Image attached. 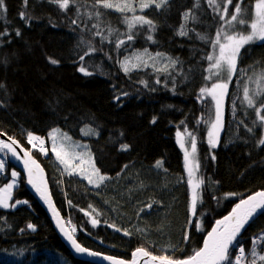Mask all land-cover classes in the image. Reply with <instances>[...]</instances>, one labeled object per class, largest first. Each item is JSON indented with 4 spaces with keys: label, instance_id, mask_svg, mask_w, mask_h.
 I'll return each instance as SVG.
<instances>
[{
    "label": "trees",
    "instance_id": "1",
    "mask_svg": "<svg viewBox=\"0 0 264 264\" xmlns=\"http://www.w3.org/2000/svg\"><path fill=\"white\" fill-rule=\"evenodd\" d=\"M92 3L76 0L64 11L49 0H28L27 5L23 0H4L7 11L0 9V33L6 34L0 35V83L6 85L7 95L0 90V100L5 102L0 107V132L14 137L43 166L55 204L81 245L123 260H130L141 247L153 255L186 258L203 247L215 221L229 214L241 199L264 191V146L258 144L264 138V127L258 121L254 123V110L242 104V85L247 77L240 79L237 75L229 84L223 129L217 147L212 148L207 133L214 119V102L210 97L198 99L200 89L213 82L205 79L209 67L205 57L212 49L196 33L214 35L219 17L206 0H201V7L194 12L197 22L189 21L187 36L177 31L182 14L194 8V0H169L164 8L153 6L137 12L156 24V43L146 39L147 25L137 26L136 39L119 50L114 44H101L100 37L93 36L94 18L85 15ZM77 8L83 21L79 26L71 22L77 17ZM100 11L106 24L120 33L128 30L121 13ZM21 12L25 13L23 19ZM82 41L98 49L84 61L79 60L86 47ZM145 48L177 61L174 68L169 67L171 75L153 67L128 74L122 71L118 59ZM49 57L59 63L51 64ZM81 63L93 74L81 73ZM254 64L256 71L264 65V42L241 50L239 67ZM248 74H252L251 69ZM157 79L161 82L156 83ZM153 118L155 123L151 122ZM53 128L88 145L96 167L110 179L94 188L86 180L64 173L50 149L48 134ZM85 128L95 129L98 135H85ZM186 130L195 134L197 142L200 169L195 178L204 181L198 189L202 196V203L197 205L201 219L190 213L191 186L184 150L177 138V132ZM28 132L47 139V155L31 148ZM185 143L187 146V137ZM122 144L130 146L127 151L121 150ZM3 157L14 168L5 152ZM157 162H161L159 167ZM19 180L14 200L28 203L14 210L0 208V264H91L71 254L27 190L21 173ZM92 218L97 225L93 226ZM125 231L129 235H124ZM261 232L264 215L238 240L246 253L250 254L252 238ZM257 249H264V243ZM231 251L233 256L237 254Z\"/></svg>",
    "mask_w": 264,
    "mask_h": 264
},
{
    "label": "snow or ice",
    "instance_id": "2",
    "mask_svg": "<svg viewBox=\"0 0 264 264\" xmlns=\"http://www.w3.org/2000/svg\"><path fill=\"white\" fill-rule=\"evenodd\" d=\"M23 2L27 5L28 0H23ZM49 2L57 4L61 10L67 11L70 5L75 4L76 0H49ZM168 2L169 0H93L91 10L86 12L85 15L89 19L94 18V22L91 25V28L95 29L92 33L93 36L100 37L101 44L104 42L114 44L115 49L119 50L122 46H126L128 42L136 39L134 30L137 26L143 27L147 25L148 34L146 39L156 43L153 35L156 31V24L146 16L138 15L137 12L143 13L145 9L153 6L156 9H161L168 5ZM206 2L213 13L219 17V21L214 35L196 33L197 37L207 43L212 49L211 54L205 57L209 62V67L206 69L208 75L205 79L213 81L210 86L206 85L200 89L198 99L203 101L210 97L211 101L214 102V119L209 123L207 136L208 144L215 148L219 141V134L223 129L225 97L228 95L229 84L232 82L233 77L237 75L240 76V79L247 77L242 85V104L254 110L256 118L254 123L258 121L259 126L264 127V65L261 66L260 71H256L255 64L249 65L247 68L239 67L241 50L245 46L258 41L264 42V0H248L247 3H245V0H235V2L234 0H206ZM229 6L232 8L231 13L229 12ZM200 7L201 0H194V8L182 14V23L177 31L178 35H188L189 29L187 25L189 21L197 22L198 16L194 12ZM0 9H3V12L7 11L4 7V0H0ZM100 9H110L121 13L128 30L120 33L117 28L106 24L104 13ZM249 10H251L250 14ZM129 13L131 14L130 16L128 15ZM20 15L22 19L25 17L24 12H21ZM0 19H3L2 12H0ZM71 22L78 26L83 22L78 8L77 17ZM84 26L87 27V25ZM4 34L6 33H0V35ZM16 35H20L18 29L16 30ZM113 36L116 37L115 40L112 39ZM82 43H85L86 47L79 55L80 61H84L86 56H90L98 50L91 42L82 41ZM48 59L53 65L59 63L57 59L51 57ZM157 61H159V66H157ZM3 62L6 63L7 61L4 60ZM117 62L125 74L142 67H153L157 72H169V67L174 68L177 63L175 59L166 56V54L162 52L152 53L147 48L143 49V51H137L133 56H126L123 60L118 59ZM249 69L252 70L251 75L248 74ZM78 70L86 76L93 74L83 63H81ZM169 75H171L170 72ZM160 82L159 79L156 80V83ZM142 83L147 87V82L142 81ZM249 85H255V87H249ZM0 90H3L7 95L5 84L0 83ZM122 95L126 96L128 93H123ZM115 99L120 100V96H116ZM3 106H5V102L0 100V107ZM232 107L233 112H235V102H233ZM151 122L155 123V118ZM248 131L251 132L253 129L248 128ZM84 134L98 135L95 129L92 128H85ZM0 135L7 134L0 133ZM48 136L52 142L51 152L54 153L59 164L63 165V171L69 175L80 174L83 179H86L89 184H93L95 187H99L106 179H110V177L101 174L99 168L96 167L95 158L88 145L73 141L67 132H62L59 128H53ZM186 137L187 146L185 143ZM177 138L181 149L184 150L185 167L189 177L188 184L191 186L190 213L192 217L201 219V215L197 211V205L198 202L202 203V196L198 189L201 188L204 181L203 178H195V173L199 172L200 169L199 160L197 159L196 137L193 132L186 130L184 133L177 132ZM8 140L10 142L0 140V152L6 151L11 153L15 159L23 161L24 169L27 171V182L35 188L40 197L49 205L53 216L56 218L57 225L60 227V231L70 241L75 251L91 257H100V253L83 247L74 238L72 232L67 231L60 223L61 217L51 201L43 169L33 158L31 152L23 150V155L21 156L20 152L17 151V147H15L19 146V142L11 136L8 137ZM27 143L40 153L48 154L49 150L45 147L46 141L44 138L28 132ZM258 144L264 146V138L259 139ZM120 147L122 151H127L130 146L122 144ZM213 159H215L214 156ZM5 163L4 159H0V173L5 172ZM160 163L157 162V167L160 166ZM11 177L12 182L0 188V208L3 209L15 208L19 204L28 203L20 200L10 203L13 189L17 186L19 173L12 171ZM94 177L95 179H93ZM148 207L151 208V204ZM258 213L264 215V191L257 192L246 199H241L228 215L215 221V226L211 228V231L207 232L203 247L194 250L192 255L186 258H178L168 254L153 255L141 247L137 248L133 253V260L130 264H138V258H147L145 264H262L264 262V249L258 250L257 246L264 243V232L252 238L253 246L250 249V254L245 252V248L237 239L245 229V226L249 225L250 221H253ZM85 215H89V213H85ZM91 223L95 226L98 221L92 218ZM189 224L191 225V221H189ZM197 227L199 230V226ZM28 228L35 230L32 224H29ZM116 230L120 231V229ZM72 231H75V228ZM124 235H129V233L125 231ZM184 239L185 241L189 239L187 231ZM230 249L237 254L233 256ZM102 259L109 261L110 264H129L123 259L107 255H104Z\"/></svg>",
    "mask_w": 264,
    "mask_h": 264
},
{
    "label": "water",
    "instance_id": "3",
    "mask_svg": "<svg viewBox=\"0 0 264 264\" xmlns=\"http://www.w3.org/2000/svg\"><path fill=\"white\" fill-rule=\"evenodd\" d=\"M2 133V132H0ZM8 137L7 135H0V140H3L5 142H10L8 140ZM19 142V141H18ZM15 146V145H14ZM17 147V151L20 152L21 156L23 155V150H27L20 142H19V146H15ZM28 151V150H27ZM5 153L9 156L10 158V162L12 164V166L17 169L25 178V185H26V188L27 190L31 193V195L37 200V202L39 203V205L43 208V210L46 212L47 216L49 217V219L51 220L52 224H53V227L54 229L56 230L58 236L61 238V240L63 241L64 245L68 248V250L71 252V254L78 260H81V261H84V262H88V263H91V264H110L109 261H106V260H103L102 257L104 256V254H101L100 257H91V256H88L86 254H80V253H77L75 251V249L72 247L70 241L66 238V236L60 231V227H58L57 225V221H56V218L53 216V213H52V210L51 208L49 207V205L47 203H45V201L40 197L39 193H37V191L35 190V188H33L28 182H27V171L24 169V166H23V161L22 160H17L15 159L14 157H12L11 153H7L5 151ZM33 156V155H32ZM33 158L37 161V163L40 165V167L43 169V172H44V179L46 180L47 182V186H48V191L51 195V201L53 203V205L55 206V208L58 210L59 214H60V217H61V221L60 223L65 227V229L67 231H71L70 228L67 226V222L66 220L64 219L63 215L61 214L60 210L58 209V207L56 206L55 204V201H54V198L52 196V193H51V188H50V184H49V181H48V177H47V173L45 171V169L43 168V166L39 163V161L33 156ZM256 194V193H255ZM254 195V194H252ZM248 198V197H247ZM246 199V198H245ZM239 203V202H238ZM228 215V214H227ZM261 215L258 213L257 216L254 218L253 221H250L249 225H246L245 226V229L241 232V235L240 237H238L237 239L239 240L242 235L246 232V230L248 229V227L254 222L256 221ZM215 226V225H214ZM213 226V227H214ZM72 235L74 236V238L76 239L75 235L72 233ZM206 239V238H205ZM77 240V239H76ZM78 241V240H77ZM79 242V241H78ZM83 246V245H82ZM84 247V246H83ZM231 251V249H230ZM119 259V258H118ZM147 258H138V264H145V260ZM133 260V254H132V257L130 260H125L127 262H130Z\"/></svg>",
    "mask_w": 264,
    "mask_h": 264
},
{
    "label": "rangeland",
    "instance_id": "4",
    "mask_svg": "<svg viewBox=\"0 0 264 264\" xmlns=\"http://www.w3.org/2000/svg\"><path fill=\"white\" fill-rule=\"evenodd\" d=\"M62 132H64V131H62ZM45 140L47 141L46 138H45ZM48 140L50 141V149H51V143L52 142H51L50 138H48ZM31 148H33V147L31 146ZM0 154L2 155V159H4V157H3L4 156V152H0ZM5 161H6V163H5V172L4 173H0V188L4 187L7 183H11L12 182V177H11V172L12 171H16V172L19 173V177L17 178V186L13 189V192H12V201H10V203H14L16 201V200H14V191L20 185V180H19V178H20V172L17 169H15V168L9 167L7 160H5ZM61 166L63 167V165H61ZM64 173L68 174L65 171H64ZM72 175H76V176L80 177L81 179H83L80 174H72ZM93 179H95V177ZM83 180H86V179H83ZM90 186H92V187L95 188V186L93 184H90ZM20 201H26V200L22 199ZM21 205H24V204L23 203L22 204H19L15 208H11L10 207L7 210H14V209H16L17 207H19Z\"/></svg>",
    "mask_w": 264,
    "mask_h": 264
},
{
    "label": "built area",
    "instance_id": "5",
    "mask_svg": "<svg viewBox=\"0 0 264 264\" xmlns=\"http://www.w3.org/2000/svg\"><path fill=\"white\" fill-rule=\"evenodd\" d=\"M45 147H46V145H45ZM47 148V147H46ZM0 159H1V157H0Z\"/></svg>",
    "mask_w": 264,
    "mask_h": 264
}]
</instances>
